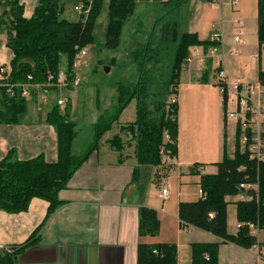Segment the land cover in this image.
<instances>
[{
    "label": "crops",
    "instance_id": "1",
    "mask_svg": "<svg viewBox=\"0 0 264 264\" xmlns=\"http://www.w3.org/2000/svg\"><path fill=\"white\" fill-rule=\"evenodd\" d=\"M39 1L18 0L25 18L33 16ZM167 1L136 0L135 12L139 5L146 10L155 2L159 9H167ZM82 2L84 0H76L73 10ZM63 5L62 17L70 21L64 0ZM2 7L8 10L2 11ZM10 9L9 5L1 4L0 17L5 12L8 14ZM175 9L184 10L186 14L182 32L179 20L174 21L179 34L195 35L199 42L211 43L213 26L223 31L220 49L229 79L255 83L260 74H264V46L259 52L258 42L259 0H185ZM76 13V20L70 22L79 21L81 15ZM240 29L242 33L236 42ZM7 41L8 36L6 40H0V66H10L13 59ZM195 48H199V54L193 52ZM205 53L202 46L189 49L188 58H192V63L186 61L184 64L173 95L177 98L176 157L159 167L142 165L136 158L131 136L122 131L125 126H121L120 133L113 138L103 141L106 135L103 136L97 148L75 171L67 187L58 193L61 205L54 213L49 215L50 204L43 199H33L25 212L0 211L1 260L9 255L8 264H137L138 246L143 243L176 245L178 264H192L194 245L219 243L218 264H264V259L253 249L223 242L211 233L183 225L179 219L181 203H196L203 199L202 178L217 175L216 165L223 159L224 146L230 156L236 148L234 126L226 117L227 109L215 66L212 60L203 59ZM65 67L64 62L62 71ZM76 73L78 75V69ZM80 83L75 86L69 82L64 88L32 86V95L26 98L28 110L20 122L0 124V163L10 154L19 161L40 156L49 163L58 161L57 134L47 119L59 100L65 102L60 112L67 114L75 124L72 154L83 156L95 142L98 122L102 113L108 110L101 106V95L96 92L94 113L83 106L92 120L91 132L85 135L73 120L79 111L82 90L77 88ZM40 90L47 94L42 96V102ZM56 91L61 96L55 101L51 95ZM117 136L123 141L121 152L112 143ZM192 169L195 173H191ZM166 188L169 197L162 201L159 195ZM239 194L225 198L230 235L237 234L240 224L237 204L245 202ZM141 209L157 213L159 232L156 236H140ZM257 241L264 244V229L259 231Z\"/></svg>",
    "mask_w": 264,
    "mask_h": 264
},
{
    "label": "trees",
    "instance_id": "2",
    "mask_svg": "<svg viewBox=\"0 0 264 264\" xmlns=\"http://www.w3.org/2000/svg\"><path fill=\"white\" fill-rule=\"evenodd\" d=\"M104 1L94 2L85 20L81 17L77 22H70L62 17L63 0H40L29 19L24 17L23 7L19 5L18 0H0V5L6 4L11 7L8 14L5 12L0 17V28L6 27L7 47L13 55L10 63V83H26L27 77L32 76L35 85H46L49 75L56 76L62 71L64 62L68 80L72 83L75 78L73 65L77 54L95 41L96 22ZM184 1L168 0L165 6L167 9H175ZM135 10L136 0H109L107 7L109 21L104 36L107 49H118L123 30ZM170 27L173 32L172 40L178 43L170 80L172 90L161 100H156L154 109L151 110L147 105V81H140L139 86L132 90L121 87L117 98L119 106L117 113L112 117H109V111L102 113L96 128V140L81 157L72 154L76 135L75 124L69 120L67 114H62L56 105L48 114L47 121L55 128L57 134L58 161L49 163L41 156L29 161H19L13 154L6 157L0 163V211L12 214L25 212L33 199H43L50 204L49 215L54 213L61 205L58 193L67 187L75 171L97 148L100 139L111 129L122 110L134 100L138 103V118L134 123L123 127L122 131L131 136L130 141L134 143L138 162L154 167L164 164L159 149L166 135L171 141L168 144V149L172 153L171 158L176 157L177 104H170L169 98L175 95L182 68L189 57V49L202 46L207 51L213 44L199 42L195 35L179 34L175 22H168L163 27L165 38ZM258 42L261 52L264 46V0H259ZM260 78L264 79V74H260ZM224 107L227 109L225 101ZM27 110L28 104L25 99H9L6 89L0 87V124L19 123ZM239 138L240 131L237 132L233 156L228 154L226 145L224 146L223 159L216 165L217 175L202 178L203 199L196 203L179 205V219L183 225L211 233L223 242L251 249L256 239L250 235L246 224L259 222L260 229H264V163L257 165L250 161L247 154L241 152ZM112 143L120 152L124 149L120 137H115ZM191 173H195L193 169ZM243 183L257 184L258 192L240 189ZM240 192L253 195L255 199L237 204L240 227L237 234L230 235L228 204L225 198ZM158 232L157 213L151 209H141L140 236H156ZM218 249L219 243L194 245L192 264H218ZM10 259L11 256L5 255L2 260L0 259V264H8ZM137 264H178V248L176 245L150 246L140 243Z\"/></svg>",
    "mask_w": 264,
    "mask_h": 264
},
{
    "label": "rangeland",
    "instance_id": "3",
    "mask_svg": "<svg viewBox=\"0 0 264 264\" xmlns=\"http://www.w3.org/2000/svg\"><path fill=\"white\" fill-rule=\"evenodd\" d=\"M75 1L64 0L68 14L70 13V16H67L70 17V21H75L78 16L73 10ZM108 4L109 0H105L100 17L96 22L94 43L88 46L87 55L78 60V76L81 83L77 90H82V92L80 94L79 111L73 120L76 121L85 135L91 132L92 127H90V124L92 120L88 118V112L84 111L83 106H87V110L90 109L91 114L94 113L96 92L101 95V106L107 109L110 112L109 117H112L119 109L117 98L119 89L123 86L132 90L139 86L140 81H147V105L151 110L154 109L156 100H161L164 95L172 90L170 80L178 43L172 40L171 27L166 35L168 39L163 36V27L168 22L173 23L178 19L180 32H182L186 18L184 10L159 9L156 2L151 3L146 10L139 5L123 30L120 46L117 50H110L105 47L104 39L109 21ZM1 10L7 11L8 9L2 7ZM151 10L153 13H151ZM6 33V29L2 26L0 28V40L7 39ZM165 39L166 41H164ZM106 69H109V72H106ZM86 91L88 94H83ZM44 95L47 96L45 91L40 90L39 99L41 102ZM51 96L56 101L57 97L61 95L56 91ZM105 96L107 98L103 101ZM41 102L40 104H42ZM58 107L63 110V106ZM69 108H71V105ZM138 111L137 100H134L122 110L112 125L113 128L103 135H106L103 141L119 134L121 126H127L135 122L138 118ZM102 138L100 141H102Z\"/></svg>",
    "mask_w": 264,
    "mask_h": 264
},
{
    "label": "built area",
    "instance_id": "4",
    "mask_svg": "<svg viewBox=\"0 0 264 264\" xmlns=\"http://www.w3.org/2000/svg\"><path fill=\"white\" fill-rule=\"evenodd\" d=\"M98 0H85L75 7V11L78 12L84 20L88 17L91 8ZM215 1V0H213ZM237 2H234L236 5ZM241 29L237 32L235 41H239L241 35ZM224 41V33L221 29L213 26V34L211 37V46L203 56V59L212 60L216 74L217 81L220 88V92L226 102V117L234 126V131L237 136V132L240 131L239 144L241 152L247 154L250 161L255 162L257 165L264 163V79L259 78L255 83L246 82L243 79L231 80L227 76V72L224 68V55L221 52V45ZM88 47L82 49L76 56L73 68L75 71V78L72 82L75 86L79 85L80 77L76 71L79 68L78 60L87 55ZM195 54H199V48L193 50ZM202 55V54H201ZM187 64L192 63V58H188ZM11 68L10 66H0V87L6 89V95L9 99H25L31 97L33 77L28 76L26 83L12 84L10 83ZM69 84L68 75L66 71H60L58 75H49L48 82L44 87L64 88ZM170 104H177V98L172 96L169 99ZM63 100L58 101V106L64 105ZM170 137L165 136L164 143L160 147V155L163 163H168L172 160V153L168 149L170 144ZM236 149V148H235ZM235 152V151H234ZM243 169V168H242ZM240 189L248 190L252 189L254 192H258L257 184L243 183L240 185ZM240 198L245 201H253L255 197L253 195L239 194ZM169 197L168 188L164 189L159 195L162 201L167 200ZM258 200V199H256ZM250 235L256 239V243L251 249H253L257 255L264 259V244L257 241V236L260 229L259 222L247 223ZM240 227V224H239ZM238 227V228H239ZM4 252L10 253V250L3 249ZM156 253V252H154Z\"/></svg>",
    "mask_w": 264,
    "mask_h": 264
},
{
    "label": "water",
    "instance_id": "5",
    "mask_svg": "<svg viewBox=\"0 0 264 264\" xmlns=\"http://www.w3.org/2000/svg\"><path fill=\"white\" fill-rule=\"evenodd\" d=\"M105 71H106V72H109V69H106Z\"/></svg>",
    "mask_w": 264,
    "mask_h": 264
}]
</instances>
